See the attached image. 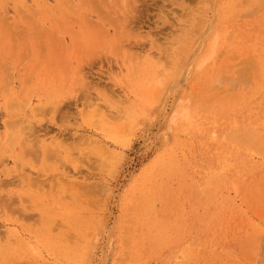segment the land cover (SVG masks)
<instances>
[{
	"label": "rangeland",
	"instance_id": "1",
	"mask_svg": "<svg viewBox=\"0 0 264 264\" xmlns=\"http://www.w3.org/2000/svg\"><path fill=\"white\" fill-rule=\"evenodd\" d=\"M0 264H264V0H0Z\"/></svg>",
	"mask_w": 264,
	"mask_h": 264
},
{
	"label": "bare ground",
	"instance_id": "2",
	"mask_svg": "<svg viewBox=\"0 0 264 264\" xmlns=\"http://www.w3.org/2000/svg\"><path fill=\"white\" fill-rule=\"evenodd\" d=\"M212 20V19H211ZM209 23V22H208ZM209 28V27H208ZM139 42V41H138ZM137 45H139V43L137 44ZM193 48V47H192ZM191 48V49H192ZM189 52V51H188ZM192 52V51H191ZM196 52V51H195ZM189 57V56H188ZM187 59V58H186ZM87 130V129H86ZM95 133V132H94ZM80 136V135H79ZM99 142H101V141H99ZM101 146V145H100Z\"/></svg>",
	"mask_w": 264,
	"mask_h": 264
}]
</instances>
